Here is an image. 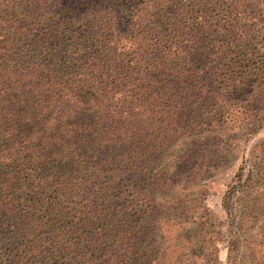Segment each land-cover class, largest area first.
<instances>
[{
    "label": "trees",
    "instance_id": "trees-1",
    "mask_svg": "<svg viewBox=\"0 0 264 264\" xmlns=\"http://www.w3.org/2000/svg\"><path fill=\"white\" fill-rule=\"evenodd\" d=\"M192 101L217 125L264 101V0H0V264H197L189 192L220 132L177 199L154 162ZM158 196L185 219H164L163 252L146 246Z\"/></svg>",
    "mask_w": 264,
    "mask_h": 264
},
{
    "label": "rangeland",
    "instance_id": "rangeland-1",
    "mask_svg": "<svg viewBox=\"0 0 264 264\" xmlns=\"http://www.w3.org/2000/svg\"><path fill=\"white\" fill-rule=\"evenodd\" d=\"M197 104L192 101L182 108L181 121L174 128L173 136L159 145L160 150L155 154L156 164L168 162L174 185L158 195L163 200L179 198L182 174L196 167L197 160L191 154L199 151L201 138L212 135L214 139L220 132L221 141L214 140V170L197 180L189 192L190 208L194 211L189 214L186 238L193 245L189 256L188 252L184 253L185 258H191L197 264H210L204 262L210 257L213 258L212 264H234L232 261L264 264V125L256 133L251 132L250 125L259 112L258 108L263 111V118H258L264 122V101L247 103L246 108L239 107L246 103H231L222 113L225 114V124L218 125L216 123L222 120L218 118L212 122L210 115L214 113L208 112L212 108ZM149 178L147 176L144 182L148 183ZM158 200L159 196L152 203L158 204L156 209H148L145 215L150 234L156 235L152 238L148 234L146 246L163 252L167 236L170 239L167 245L173 239L170 237L173 231L167 230L164 219H185L182 212L170 209ZM234 240L241 242L240 250L231 248ZM209 245L212 247L207 250ZM144 255L150 254L146 251ZM147 257L143 259L144 264H148Z\"/></svg>",
    "mask_w": 264,
    "mask_h": 264
}]
</instances>
